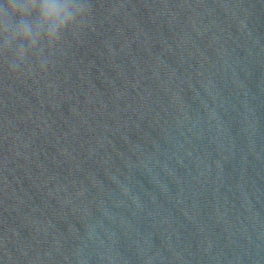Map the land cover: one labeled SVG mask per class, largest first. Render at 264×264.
<instances>
[{
	"label": "water",
	"instance_id": "95a60500",
	"mask_svg": "<svg viewBox=\"0 0 264 264\" xmlns=\"http://www.w3.org/2000/svg\"><path fill=\"white\" fill-rule=\"evenodd\" d=\"M88 3L0 50V264H264V0Z\"/></svg>",
	"mask_w": 264,
	"mask_h": 264
},
{
	"label": "clouds",
	"instance_id": "9594fccd",
	"mask_svg": "<svg viewBox=\"0 0 264 264\" xmlns=\"http://www.w3.org/2000/svg\"><path fill=\"white\" fill-rule=\"evenodd\" d=\"M90 14L88 0H0V50L11 54L14 68L30 54L42 61L44 49Z\"/></svg>",
	"mask_w": 264,
	"mask_h": 264
}]
</instances>
